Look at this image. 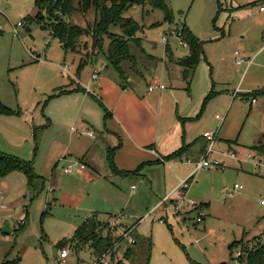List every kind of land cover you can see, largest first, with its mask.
Wrapping results in <instances>:
<instances>
[{"label": "rangeland", "instance_id": "1", "mask_svg": "<svg viewBox=\"0 0 264 264\" xmlns=\"http://www.w3.org/2000/svg\"><path fill=\"white\" fill-rule=\"evenodd\" d=\"M167 1L174 17L172 22L163 10L148 4L134 5L125 11V16L141 25L136 34L138 40L129 41L134 59L122 64L125 76L138 84L144 94L155 78L166 86L163 92H173L170 100L164 99L170 102L167 105L173 113L193 117L186 131L181 123L173 127L174 136L186 132L187 143L199 138L206 145L202 136L210 131L217 135L218 150L240 149L239 155H243L246 149L264 140V94L255 95L256 102L251 103L254 91L264 88V11L260 10L264 0ZM38 12L36 0H0V100L21 113L0 115V152L32 161L41 176L31 186L23 171L0 174V192L7 195V208L0 212V228L7 222L12 227L11 233L0 229V264L7 260L16 261L15 264H92L96 256L89 247L80 252L71 248L65 260L57 248L58 242L70 238L92 212L102 223L98 230L101 236L122 240L121 228L135 226L133 234L142 237L130 259L126 256L129 243L125 239L105 252L112 264H233L236 250L241 247L232 250L230 244L241 240L242 245L251 247L263 240L264 174L256 173L249 160L240 163L219 153L212 154L210 160L219 159L225 166L195 171V160L200 157L199 140L191 147L193 158L188 153L192 160L185 156L165 164L148 158L146 162L127 164L142 175L114 174L106 156L96 151L95 161L102 174L95 181L81 179L76 171H65L69 164L80 161L66 151L67 146L72 151L81 141L71 140L85 138L73 133L71 126L84 128L80 122L68 123L73 100L55 93L63 83L62 72L66 74L72 68L77 53L69 50L66 55L58 37L46 25L60 20L87 28L96 22L97 12L91 7L84 13L79 9V0H74L72 10L59 14V19L45 15L44 19L26 21ZM20 21L24 25L16 36L13 26ZM183 25L203 42V56L189 86L174 89L183 87L179 82L181 67L169 77L162 61L167 45L162 38L168 36L175 55H186L189 48L175 33H168ZM111 30L122 33L119 26H112ZM91 42L88 35L81 36L75 51L94 55ZM107 44L108 41L105 49ZM237 50L252 59L248 67L246 63L236 64ZM65 65L67 71L62 69ZM91 100L85 109L86 113L92 111V129L98 136V145L103 142L100 131L106 127L101 115L104 111L100 103ZM107 160L110 165L108 157ZM193 172L188 199L209 203L207 209L201 205L205 217L200 223H196L197 210L182 215L165 206L157 208ZM236 184L243 188L235 190ZM148 237L153 241L149 262L145 240Z\"/></svg>", "mask_w": 264, "mask_h": 264}, {"label": "crops", "instance_id": "2", "mask_svg": "<svg viewBox=\"0 0 264 264\" xmlns=\"http://www.w3.org/2000/svg\"><path fill=\"white\" fill-rule=\"evenodd\" d=\"M71 51L74 54L77 53V58H73V66L66 74L62 72L63 83L58 86L56 89L57 92L55 93L60 96H68V98L73 100L72 116L68 119V123L73 121L80 122L84 129H92L94 127L92 118L90 117L92 111L89 109L88 113H86L85 105L91 104V99L93 98L100 103L104 111V113L101 111V115L106 127L105 130L100 131L101 139L103 140L101 144L97 145L96 140H98V136L92 138L88 135L78 134L85 136V138L78 137L71 140V143L75 139L81 142L77 147H73L72 151H70L71 146L68 145L66 151L68 153L70 152L71 155H76L80 161L69 164L72 166V170L67 172L68 174L76 171L81 179L95 181L102 174V171L101 167L96 164L93 151H96V154H101L104 158L106 156L105 159L108 168L114 172L111 164L109 165L107 160L109 148L115 149L114 156L117 160L115 159L114 163L120 170L132 171V167L127 165L130 164L129 162H146L148 158H155L158 163L165 164L176 162L179 158L184 159L187 157L188 160H192L189 159L188 153L193 158L191 147L199 138L192 143H187L185 137L186 132H183L180 137L172 134V128L177 126L178 123H181L185 130L189 119L193 118L190 116H182L177 111L176 114L173 113L170 105H167L170 102L168 101L167 103L164 100L165 98H169L170 100L173 92H163L166 90L165 87L162 90L157 89L152 92L147 90L144 94L139 90L138 84L135 85L130 77L126 78L125 76V79L121 78L118 70L109 64L105 54L102 53L101 56L100 54L89 56V61L83 62L85 56L80 51ZM65 52L67 55L69 50H65ZM148 57L152 59L157 58L153 55H148ZM164 57L162 61L164 67L168 70L169 77L172 71H176L178 66L181 67L182 75L180 81H178L182 83L183 87L174 86V89H186L185 85L188 84L189 86L195 71H193L192 76L187 80L184 78V67L172 60V58L176 59L182 56L175 55L172 51L171 58L165 49ZM99 64L101 67H99ZM95 69L98 70L99 75L97 79H92V73ZM87 87L91 89L90 92H87ZM83 109L85 113L82 114ZM202 138L204 139L203 136ZM199 141L200 144L197 146V150L200 154L205 145L203 144V140ZM184 145H188L189 147L181 157L165 160V157L178 151ZM69 160L71 161L72 159ZM81 163H84L86 167L82 168ZM57 165H55V168ZM87 166L91 167L92 170L87 168ZM114 174L118 173L114 172ZM132 175L142 174L139 172L138 174ZM171 186L173 187V184ZM132 188L134 189V187ZM174 189L170 193L173 192V196L175 197L181 196V193L179 191L174 192ZM203 205H205V209L209 207L208 202L203 203ZM93 213L95 212L90 213V215ZM135 237L139 242L142 239L138 234ZM242 264L245 263L242 262Z\"/></svg>", "mask_w": 264, "mask_h": 264}, {"label": "trees", "instance_id": "3", "mask_svg": "<svg viewBox=\"0 0 264 264\" xmlns=\"http://www.w3.org/2000/svg\"><path fill=\"white\" fill-rule=\"evenodd\" d=\"M73 1L74 0H36V6L38 7L39 12L34 17L28 16L26 21L32 22L36 19H44L45 15H47L48 18L56 16V19H59V14L65 15L72 10ZM147 4L153 8L163 10L166 14V19L170 22L174 19L167 0H79V9L84 13L91 7L96 9L97 19L95 23L89 24L87 28H81L60 20L49 23L48 25L45 23V25L52 29L54 35L58 37L65 50H76L79 38L85 34L88 35L92 41V50L96 52L94 55L100 53L105 54L109 64L118 70L122 79H125V72L122 64L125 61L134 59L129 52V41L138 40L136 34L141 30V25L134 18L125 16L124 13L134 5L145 7ZM45 25L44 27H46ZM112 26H119L122 33L112 31ZM178 29L181 33V39L188 44L189 53L176 59L172 58V51L168 43L166 45V51L173 61L184 67V78L188 80L202 59L203 42L194 35L186 25H183L182 28ZM106 41H108V44L105 49L104 45ZM88 58L89 56H85L83 62H88ZM258 94H264V88L255 90L253 93L254 97ZM19 114H21L20 111L12 110L0 100V115ZM230 142L233 141H229V143ZM188 147V145H184L178 151L165 157V160L181 157ZM252 148L264 152V140L261 141L258 146ZM114 150L115 149L113 148H109L108 151L109 161L114 172L125 176L139 173V169L134 171L118 169L113 159ZM14 170L23 171L27 177L28 184L31 186H34L36 180L41 177L35 171L32 161L0 152V174L6 175ZM101 224L102 223L97 214L93 213L89 215L75 229L70 238H64L58 242L57 248L62 249L70 244L72 249L80 252L84 248L89 247L95 254L96 258L101 257L105 252H109L121 242V238H115L112 235L101 236L98 231ZM145 240L148 245L147 262H149L153 241L151 237H148ZM138 243L139 241L136 239L135 244L129 245L126 252L127 259H130L132 255H135V247ZM237 246L241 247V262L245 264H264V239L258 240L251 247L242 245L241 240L235 241L229 245L232 250ZM234 259L235 258H233V260ZM15 263L16 261L7 260L2 264Z\"/></svg>", "mask_w": 264, "mask_h": 264}, {"label": "built area", "instance_id": "4", "mask_svg": "<svg viewBox=\"0 0 264 264\" xmlns=\"http://www.w3.org/2000/svg\"><path fill=\"white\" fill-rule=\"evenodd\" d=\"M260 10L264 11V5L260 6ZM24 22L20 21L17 24H15L13 26V32L14 35L19 36V27L23 26ZM0 30L3 31V27L0 24ZM168 33L171 34H176L180 39H181V33L180 30L177 29H172L170 30ZM163 42L168 43L169 39L168 36H163ZM182 45L183 46H187V42L183 41L181 39ZM235 55V62L236 64L240 65L243 63H246L247 67L252 63V59H249L247 57H245L241 51H235L234 53ZM68 66L65 65L63 67L64 71H67ZM99 75L98 70H94L92 73V79H97ZM166 86L161 83L158 79H154L152 82H150L148 84V91L152 92L155 91L157 89H164ZM87 92H90L91 89L89 87L86 88ZM249 97H245V99H248ZM256 102V98L254 96L251 97V103H255ZM217 118L223 120L219 115L216 116ZM72 131L74 133L77 134H82V135H88L92 138H96V133L94 132L93 129H84V130H79L78 128H76L75 126H72ZM216 133L210 132V131H206L203 134L204 139H206L207 144L205 145L204 149L202 150V152L200 153V157L199 159L196 161L195 163V171H199L200 169L203 168H211L213 166H225L224 161H221L219 159H215L213 162L210 160V156L214 153H219L222 154L225 157H230L232 159H236L237 161H239L240 163L246 160H249L256 173L258 174H264V152L259 151L255 148H248L245 150L243 155H239L240 151L239 150H231V149H224V150H218L216 148ZM81 167L85 168V164L81 163ZM72 170V166L69 165L65 171L66 172H70ZM194 172L187 178L182 179L181 182L175 187L174 192L175 191H179L181 193V196L179 197H175L173 196V192L168 194L167 196H165L161 202L159 203L158 207L161 206H165L166 210H171L174 211L176 214H186L189 213L193 210H197L198 211V216L196 217V223H200L203 222L204 217H205V211H204V207L202 208L201 205L203 203H197L194 200H190L188 199V191L194 181ZM243 186L236 184L235 185V190L238 189H242ZM7 195H5L4 193L0 192V212L5 210L7 208ZM170 203L172 206H167V204ZM261 204L264 205V200L261 201ZM191 207V209H189L187 206ZM118 221L120 218H116ZM25 219H22L21 223L24 222ZM20 223V224H21ZM135 229V226H123L121 228V236H123L122 238L125 239L129 245H133L136 243V237L133 234ZM122 239V240H123ZM121 240V241H122ZM70 249H71V245L68 244L67 246L63 247L60 250V258L65 260L69 254H70ZM108 253V252H107ZM106 253H104L101 257L96 258V261L93 262L92 264H112V263H108L107 261V255H105ZM242 256V251L241 250H236V257H234L235 259H237L233 264H242V262L240 261V257ZM234 259V260H235ZM86 264V263H84ZM91 264V263H88Z\"/></svg>", "mask_w": 264, "mask_h": 264}, {"label": "water", "instance_id": "5", "mask_svg": "<svg viewBox=\"0 0 264 264\" xmlns=\"http://www.w3.org/2000/svg\"><path fill=\"white\" fill-rule=\"evenodd\" d=\"M4 233H11L12 232V227L11 223L7 222L3 227L0 228Z\"/></svg>", "mask_w": 264, "mask_h": 264}]
</instances>
